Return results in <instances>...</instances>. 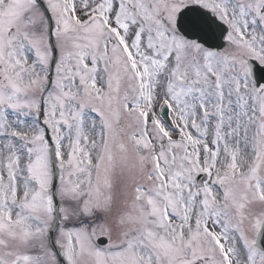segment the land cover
<instances>
[{"label":"snow or ice","instance_id":"obj_1","mask_svg":"<svg viewBox=\"0 0 264 264\" xmlns=\"http://www.w3.org/2000/svg\"><path fill=\"white\" fill-rule=\"evenodd\" d=\"M0 264H264V0H0Z\"/></svg>","mask_w":264,"mask_h":264}]
</instances>
